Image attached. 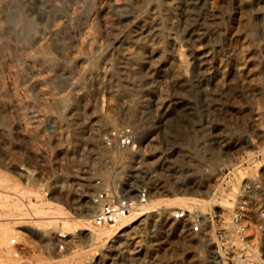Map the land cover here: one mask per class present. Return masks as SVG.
<instances>
[{"label": "rangeland", "instance_id": "1", "mask_svg": "<svg viewBox=\"0 0 264 264\" xmlns=\"http://www.w3.org/2000/svg\"><path fill=\"white\" fill-rule=\"evenodd\" d=\"M81 1H59L66 13L83 12L65 49L50 50L56 68H72L62 88L43 91L34 84L52 68L32 60L21 65L0 54L4 191L13 192L10 199H28L32 208L50 212L49 217L60 208L69 215V223L91 208L93 194L110 184L112 190L133 196L145 188L149 201L143 206L154 205L156 210L136 220L135 213L127 217L122 223L134 222L119 233L117 224L91 225L96 231L111 232V237L97 241L86 240L77 225L65 229L62 215L45 216L35 224L33 219L38 218L9 223L31 240L25 250L31 254L27 264H264V253H240L230 247L228 254L219 253L212 232L220 225L217 220L207 221L205 233H195L188 222L171 215L179 207L223 214L224 234L233 238L231 211L242 198L249 207L264 203V0H144L143 38L128 59L141 70L135 80L146 100L144 107L111 75L116 72L121 40L130 38L129 29L101 26L100 33L90 36L95 30L92 12L106 2ZM118 1L123 7L135 3ZM169 3L173 20L165 14ZM114 11L110 13L118 12ZM156 11L164 13L160 23ZM82 41L92 48L85 49ZM169 47L175 49L176 62L172 73L165 74L160 64L170 57ZM87 49L93 54L79 58ZM104 61L113 63L105 77L97 75ZM82 81L93 84L83 96L73 91ZM98 86L107 90L98 94ZM124 94L129 100L125 105ZM69 103L76 106L74 112ZM139 126L148 128L144 136ZM127 127L138 141L118 146L111 132ZM106 154L118 156V168L108 167ZM109 170L114 171L106 173L110 179L98 178ZM211 196L225 198V205L210 208ZM13 233L0 256L8 264H19L9 245ZM59 241L64 251L56 249ZM261 241L264 248V237Z\"/></svg>", "mask_w": 264, "mask_h": 264}, {"label": "bare ground", "instance_id": "2", "mask_svg": "<svg viewBox=\"0 0 264 264\" xmlns=\"http://www.w3.org/2000/svg\"><path fill=\"white\" fill-rule=\"evenodd\" d=\"M59 1L60 0H0V54L4 56L6 59H10L11 61H14L15 63L19 62L21 64V63H24L25 61L32 60V62L37 61L40 64H43L45 66L52 68L53 69L52 73L48 74L45 77H37L34 80V84L39 86L40 89L43 91L47 89L48 90L53 89L54 87L59 88L61 86H64V84H67L66 82L67 77L72 73V68L71 67H63V68L60 67V69L56 68L55 64L57 62L55 63L53 61L55 59L53 58V56L50 55L52 54L51 53L52 51L50 50H54L56 48H57L56 50L63 49L64 45H66L65 44L66 40L72 35L73 31L77 27L80 26L78 25L79 18H81V15L83 14V12L66 13L65 12L66 8L63 6L65 9L64 10L62 5L59 3ZM88 1L92 3V1L94 0L92 1L83 0V2L86 3V5ZM105 2L106 3H103V4L97 2L98 6L92 12V16H93L92 19L94 21V29L96 31L91 30L90 36L94 37L95 33L98 32L99 29H101L99 28L101 26L104 27L105 29H109L111 27L117 26L121 28V32L126 31V29H129L130 33L128 35H130L129 36L130 38L128 37L129 39H127L126 37L127 40H125L124 38L121 40L122 46L120 47V50L117 52L118 61L116 64V68H114V71L117 72V69H118L119 74L117 73L116 75H114L116 72L111 74V67L113 66L112 61H104L100 69L98 70V72L96 71L97 75L105 77L111 74L113 76H116L117 85L120 86V84H122L125 87H127V89L130 88L133 91L131 92L132 94L130 93L132 100H134L137 104H139L138 106L144 107L146 105V100L143 98V96L139 95V92L141 91V86L139 85L140 84L139 81L137 79L135 80V73L139 71L141 72V70L136 69V67L132 66V64L129 63L128 61V59L134 57V53H135L134 46L137 43H141V39L143 38V24L141 21L140 14H141L142 7H144V0H135L134 4L132 5L127 4L125 5V7L121 6L118 0H105ZM171 6L169 3L168 7L170 8V10L165 14H168L170 18L173 20L175 13L174 11H172L173 9L171 10ZM113 8H116V11H118L117 8H120V9L116 14H111L110 13L111 10L114 11ZM163 15L164 13L162 12L160 13V11H156L155 17L159 19V23ZM156 23H158V21ZM86 44L87 43L85 41L82 43V45L86 46L84 47L85 49L88 46H90L88 45L89 43L87 45ZM32 47H35L34 51ZM95 50L97 51V49ZM85 51L86 53L83 55L81 54L79 58L85 59L90 53L92 55L93 54L92 52H94V50L92 49L91 50L87 49ZM168 52H169L170 57L167 60H163L160 64L165 74L172 73V71L175 68V62H176L175 61V49L173 47H169ZM180 65H182V62H180ZM74 72L75 71H73V73ZM82 82L79 84H76L73 87L74 93L81 95V96L86 94L89 91V88L93 86L91 82L90 83L83 82L84 84ZM106 90L107 89L104 86L97 87L98 94L103 93ZM121 98H122L123 105L129 102L125 94ZM62 103L64 102L62 101ZM59 104H61L60 101H59ZM69 104L71 107V103ZM129 104L130 103H128V105ZM70 109H72V111L74 112L76 109V106L74 105ZM148 120H149V117H148ZM147 129H146V126H141L139 128V134L141 136H144L147 132L146 131ZM132 137H133V141H138L136 139L135 132H132ZM111 154H106L104 156V162L108 165V167L114 168L115 170V166L117 167V165L115 164H116L117 159L119 158H117L118 156H116L115 158L114 155H111ZM110 171L111 170L107 172L99 173L98 178L99 179H106L107 177L109 178L108 172ZM119 172H122V170ZM111 174L114 175L115 173L114 174L111 173ZM87 180L88 178L85 181L87 182ZM2 183L5 184L3 179L0 178V198L1 199L3 198V200H1L0 202V220L1 221L3 220V222L0 221V249L4 245V243L7 242L6 239L8 238L9 233H11L12 231H16V229L10 228L9 223L19 222V220L23 218H32V219L38 218L35 220L33 219V222L35 224L41 221L39 220V218L44 219L45 216H48V214L50 213V212L48 213V211L43 210L42 208H38L35 206L34 208H32L30 204L29 208L30 209L32 208V210L29 213L30 216L27 215L24 204H23V199L19 198V199H22L20 201L15 200V199H10V194H12L13 192L7 193V191H4L5 185H3ZM107 184H105V186H107ZM89 185L91 184L89 183ZM89 185H87L88 188H89ZM111 185L112 184H110V186ZM110 186L108 188H110ZM113 191L118 192L120 194V191L117 188H114ZM20 195L17 194L18 197ZM190 198H194V197H190ZM217 204L225 205V198L221 199L220 197L211 196V198L208 200L209 207L212 208L213 205H217ZM55 209L58 211V214L57 213H56L57 215L52 214L50 215V217L54 218V216L58 217L62 215L63 217L62 216L61 217L64 218L63 221L65 222L64 224L65 229L66 227L68 229V227H70L71 225H77L78 228L83 229L85 231V232H81V235L86 240L97 241L100 239L111 237L110 231L105 232V231H96L93 228L91 229L89 217L91 213L94 212V209H95L94 205H91V208L86 209L84 214H79L77 215L78 217H75L76 215L73 216V218H76V219H74L75 221L71 223L67 222V220L69 219V215L62 213L60 208H55ZM153 210H156L154 205H150L148 207L143 206V205H140V206L136 205L133 212L130 215L126 216L124 219H126L127 217L135 213V217L133 218V220L134 219L136 220V218L138 219L142 217L144 214L150 211H153ZM23 214L24 215L26 214L27 216H24ZM255 214L252 213L253 216H255ZM23 220L26 221V219H23ZM122 221L117 223L115 232L119 233L122 229H124V227L130 226L134 222V221H128V223L124 224L122 223ZM29 232L33 233L34 235H38V232H35L32 229H30ZM121 235H123V233L119 234L118 236H121ZM8 262L9 261L7 259H4L0 256V264H8ZM86 264H89V262H86Z\"/></svg>", "mask_w": 264, "mask_h": 264}, {"label": "built area", "instance_id": "3", "mask_svg": "<svg viewBox=\"0 0 264 264\" xmlns=\"http://www.w3.org/2000/svg\"><path fill=\"white\" fill-rule=\"evenodd\" d=\"M111 139L118 146L130 147L134 145L132 130L130 128H121L111 132ZM149 201V193L145 188L137 190L136 195L119 194L111 188H103L90 197V202L95 206L94 212L89 217V222L94 227H105L115 225L130 215L135 206L145 205ZM29 200L23 198V204L26 213L29 215ZM252 213H256L255 216ZM172 218L177 221H186L189 223L190 230L195 233H205L207 221L219 222L217 228H213V235L217 242L218 252L226 255L230 251L228 248L240 250V253L248 251L257 252L260 255L264 253L261 239L264 237V203L259 207L257 204L248 205V201L242 198L239 205L231 211L230 222L232 225L234 237L231 238L224 234V215L223 214H202L197 210H191L179 207L172 212ZM28 219V218H23ZM63 238L58 233V239ZM31 240L28 236L17 228L15 233L9 239V245L12 247L11 255L18 259L19 264H27L31 256L27 251ZM239 246L237 249L236 246ZM58 251H64L65 245L61 241L56 244Z\"/></svg>", "mask_w": 264, "mask_h": 264}]
</instances>
